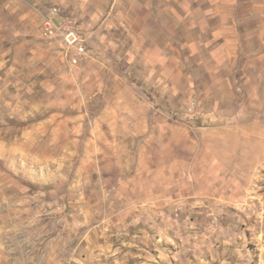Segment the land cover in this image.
I'll return each instance as SVG.
<instances>
[{"label": "rangeland", "instance_id": "obj_1", "mask_svg": "<svg viewBox=\"0 0 264 264\" xmlns=\"http://www.w3.org/2000/svg\"><path fill=\"white\" fill-rule=\"evenodd\" d=\"M0 264H264V0H0Z\"/></svg>", "mask_w": 264, "mask_h": 264}, {"label": "built area", "instance_id": "obj_2", "mask_svg": "<svg viewBox=\"0 0 264 264\" xmlns=\"http://www.w3.org/2000/svg\"><path fill=\"white\" fill-rule=\"evenodd\" d=\"M57 23V22H56ZM51 18L44 21V29L49 35L53 34L54 29H59V37L61 44L65 47L67 53L69 52V59L71 63H78L82 59L88 57V49L86 41L79 30L71 23V21H64V24L58 25Z\"/></svg>", "mask_w": 264, "mask_h": 264}, {"label": "crops", "instance_id": "obj_3", "mask_svg": "<svg viewBox=\"0 0 264 264\" xmlns=\"http://www.w3.org/2000/svg\"><path fill=\"white\" fill-rule=\"evenodd\" d=\"M147 49H144L140 56H144L143 58L145 59V61L147 63H150L151 65L153 66H157L159 65L158 62L154 61V60H150L151 58L152 59H157L160 57V59H164V57L167 55V53L165 52V50L163 48H161L158 44L156 45H150V46H147L146 47ZM138 49L134 50L135 52L137 51ZM139 54V53H138ZM131 57L132 56H135L133 51H130V54H129ZM171 57H174L173 55ZM115 70H116V73L115 74H110L111 72L108 71V73L106 74V76H108V78H111L109 79L110 81H108V85H136L132 82H129L126 80V78L124 76H122V72L121 70H119L117 67H115ZM118 70V71H117ZM119 72V73H118ZM99 85H102L101 83ZM148 117V115H147ZM129 118L131 119V121H133V117L131 116H125V119L124 121H129ZM254 154V153H253ZM253 156V155H252ZM253 162L251 163L252 167L253 165H255L256 163H259L261 161V154L260 153H256L254 154L253 156Z\"/></svg>", "mask_w": 264, "mask_h": 264}]
</instances>
